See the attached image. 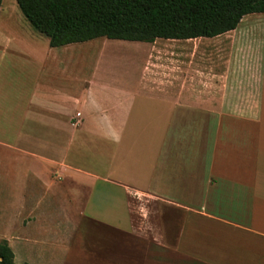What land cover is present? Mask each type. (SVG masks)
I'll return each instance as SVG.
<instances>
[{"label": "crops", "instance_id": "0c3cea01", "mask_svg": "<svg viewBox=\"0 0 264 264\" xmlns=\"http://www.w3.org/2000/svg\"><path fill=\"white\" fill-rule=\"evenodd\" d=\"M22 37L0 29V241L14 260L45 257L68 211L130 232V201L146 199L141 264H264V13L214 38L132 42L135 79L101 75L99 58L85 72L86 42Z\"/></svg>", "mask_w": 264, "mask_h": 264}, {"label": "trees", "instance_id": "16d2710c", "mask_svg": "<svg viewBox=\"0 0 264 264\" xmlns=\"http://www.w3.org/2000/svg\"><path fill=\"white\" fill-rule=\"evenodd\" d=\"M16 4L51 48L100 38L144 43L214 38L235 30L246 15L264 13V0H16ZM0 264H15L6 241H0Z\"/></svg>", "mask_w": 264, "mask_h": 264}, {"label": "rangeland", "instance_id": "374dc122", "mask_svg": "<svg viewBox=\"0 0 264 264\" xmlns=\"http://www.w3.org/2000/svg\"><path fill=\"white\" fill-rule=\"evenodd\" d=\"M0 29L12 38L26 36L40 45L48 43V39L37 32L23 16L16 0H2ZM133 45L134 43L128 41L95 39L80 46L76 58L83 59L85 72H88L90 66L99 58L101 75L105 77L130 76L135 79L141 73L145 54ZM153 104L151 101L144 103L148 107ZM130 203L134 225V228L130 230L131 233L126 229L90 220L86 218V212L85 217H81L74 211H68L70 219L61 221L62 237L57 238L55 230L51 232L50 250L45 257L40 259L16 257L14 263L23 264L28 260H35L36 264H141L138 261H141L146 247L139 237L156 232V207L154 200L132 199ZM54 214L59 216L60 210L55 209ZM168 214L170 216V213ZM164 220L167 233H175L173 231L175 220L171 217H165ZM216 229L207 228L211 232H216ZM134 235H137L138 239ZM57 239H59L58 244ZM58 245L62 246L61 249L57 248ZM171 261H174V257Z\"/></svg>", "mask_w": 264, "mask_h": 264}]
</instances>
